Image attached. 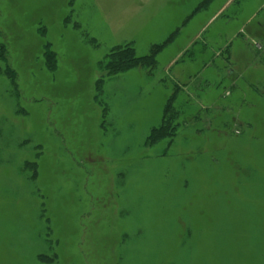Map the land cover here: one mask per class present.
<instances>
[{"label": "rangeland", "instance_id": "rangeland-1", "mask_svg": "<svg viewBox=\"0 0 264 264\" xmlns=\"http://www.w3.org/2000/svg\"><path fill=\"white\" fill-rule=\"evenodd\" d=\"M205 2L0 0V264H264V0Z\"/></svg>", "mask_w": 264, "mask_h": 264}, {"label": "trees", "instance_id": "trees-1", "mask_svg": "<svg viewBox=\"0 0 264 264\" xmlns=\"http://www.w3.org/2000/svg\"><path fill=\"white\" fill-rule=\"evenodd\" d=\"M211 2V0H206ZM205 2V3H207ZM172 40V37L168 41L161 45H154L150 49L148 55L144 57H138L136 55V50L130 46H122L115 49V51L109 56L110 60L107 64V71L109 75H115L127 72L135 68H147L152 70L156 66L157 57L165 49L169 41ZM44 59L46 60L47 67L49 69H55L57 64V54L52 50L46 51L44 53ZM0 60L8 62L9 61V48L7 45L2 44L0 46ZM6 74L9 75V79L12 80L14 87H16V76L17 73L8 66L6 69ZM174 109L170 106L167 108V114L164 119L162 126L152 131L151 140H155L158 136H168L172 132L171 122L173 120Z\"/></svg>", "mask_w": 264, "mask_h": 264}, {"label": "crops", "instance_id": "crops-1", "mask_svg": "<svg viewBox=\"0 0 264 264\" xmlns=\"http://www.w3.org/2000/svg\"><path fill=\"white\" fill-rule=\"evenodd\" d=\"M235 1V0H234ZM230 7V5L229 6H227V4L225 5V6H223L222 8H221V11L219 12V13H217V15H219L221 12L222 13H225L226 11H227V8H229ZM257 13V12H256ZM255 13V14H256ZM255 14L253 13V14H251V15H249L248 17H247V19L245 20V22L244 23H242L240 26H238V28L236 29V31L235 32H230L229 34H228V36L226 37V35H225V39H224V42H226V41H231L234 37H237L238 35H239V37L241 36V33H244L245 32V25L246 24H248V23H250V22H252L253 20H254V18L256 17L255 16ZM231 24V21L230 20H228L227 21V26H229ZM205 28V27H204ZM203 28V29H204ZM199 36H198V34L196 35V36H193V38H191L190 39V41L187 43V44H189V47H191L192 48V46H193V43L195 42V39L196 38H198ZM176 40V39H175ZM207 43V40L206 41H204V40H202L201 41V47L203 48V49H206V47H205V44ZM208 48V47H207ZM181 51H182V49H181ZM180 51V52H181ZM175 61H176V59H174L172 62H170V64L167 66V68L165 69V72H166V70H168L169 71V69L175 64ZM206 64H212L211 62H208V63H206ZM233 74V72L230 70L229 71V75H232ZM181 83V82H180Z\"/></svg>", "mask_w": 264, "mask_h": 264}]
</instances>
